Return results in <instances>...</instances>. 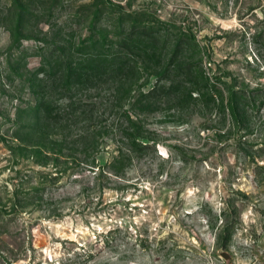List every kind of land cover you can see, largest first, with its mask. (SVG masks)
Masks as SVG:
<instances>
[{
	"label": "rangeland",
	"instance_id": "obj_1",
	"mask_svg": "<svg viewBox=\"0 0 264 264\" xmlns=\"http://www.w3.org/2000/svg\"><path fill=\"white\" fill-rule=\"evenodd\" d=\"M0 264H264V0H0Z\"/></svg>",
	"mask_w": 264,
	"mask_h": 264
},
{
	"label": "trees",
	"instance_id": "obj_2",
	"mask_svg": "<svg viewBox=\"0 0 264 264\" xmlns=\"http://www.w3.org/2000/svg\"><path fill=\"white\" fill-rule=\"evenodd\" d=\"M62 87H65V86H62ZM35 101H36L37 108L40 110L41 117L44 120H50L54 117V115L52 114L49 99H47L46 96L40 95L37 97V100Z\"/></svg>",
	"mask_w": 264,
	"mask_h": 264
}]
</instances>
